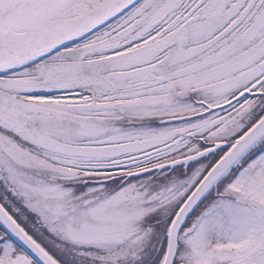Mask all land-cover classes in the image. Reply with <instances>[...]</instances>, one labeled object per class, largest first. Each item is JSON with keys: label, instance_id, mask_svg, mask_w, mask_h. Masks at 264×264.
Returning <instances> with one entry per match:
<instances>
[{"label": "snow or ice", "instance_id": "6c2138e0", "mask_svg": "<svg viewBox=\"0 0 264 264\" xmlns=\"http://www.w3.org/2000/svg\"><path fill=\"white\" fill-rule=\"evenodd\" d=\"M0 264H264V0H0Z\"/></svg>", "mask_w": 264, "mask_h": 264}]
</instances>
